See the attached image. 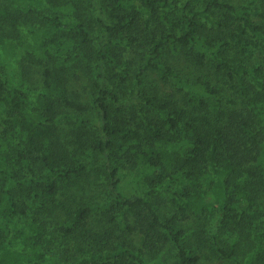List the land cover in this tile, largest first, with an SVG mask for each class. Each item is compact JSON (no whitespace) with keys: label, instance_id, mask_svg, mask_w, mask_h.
Wrapping results in <instances>:
<instances>
[{"label":"trees","instance_id":"trees-1","mask_svg":"<svg viewBox=\"0 0 264 264\" xmlns=\"http://www.w3.org/2000/svg\"><path fill=\"white\" fill-rule=\"evenodd\" d=\"M169 257L264 264V0H0V264Z\"/></svg>","mask_w":264,"mask_h":264},{"label":"rangeland","instance_id":"rangeland-1","mask_svg":"<svg viewBox=\"0 0 264 264\" xmlns=\"http://www.w3.org/2000/svg\"><path fill=\"white\" fill-rule=\"evenodd\" d=\"M26 41H22V43L24 44ZM132 86H133V83H132V81H130V82H128L127 83V88L128 89H131L132 88ZM185 89V88H184ZM184 89H182V90H184ZM123 184H124V186H125V188H127V189H129V190H131L132 192L134 191L135 193L138 191L137 189H135V184H134V182H132V176H128V174L127 175H125L124 177H123ZM136 190V191H135ZM169 192V191H168ZM170 194H171V192H169ZM169 193H167V192H164L163 193V199L166 201V203H168V206L170 207V208H172V207H175V206H172L173 205V202H171V199H172V197L169 195ZM176 208V207H175ZM190 221H192V219H190ZM190 223H193V221L192 222H190ZM206 232V233H208V234H211V225L209 224V225H206L204 228H203V232ZM170 260V262H171V264L174 262V258H172L171 259V257H169V259H168V261ZM168 261H167V263H168ZM222 261L220 260V259H213V258H211V261H210V263L211 264H230V263H221ZM166 263V264H167Z\"/></svg>","mask_w":264,"mask_h":264}]
</instances>
